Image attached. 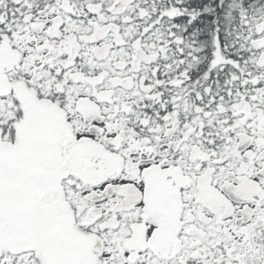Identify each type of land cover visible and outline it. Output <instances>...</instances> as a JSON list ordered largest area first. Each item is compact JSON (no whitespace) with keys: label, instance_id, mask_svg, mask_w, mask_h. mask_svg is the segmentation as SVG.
Masks as SVG:
<instances>
[{"label":"snow or ice","instance_id":"6c2138e0","mask_svg":"<svg viewBox=\"0 0 264 264\" xmlns=\"http://www.w3.org/2000/svg\"><path fill=\"white\" fill-rule=\"evenodd\" d=\"M0 264H264V0H0Z\"/></svg>","mask_w":264,"mask_h":264}]
</instances>
